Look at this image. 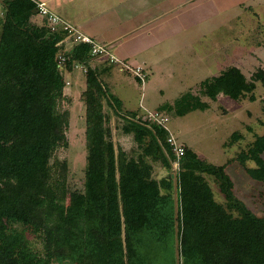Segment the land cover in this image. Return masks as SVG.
Wrapping results in <instances>:
<instances>
[{"label": "trees", "instance_id": "trees-1", "mask_svg": "<svg viewBox=\"0 0 264 264\" xmlns=\"http://www.w3.org/2000/svg\"><path fill=\"white\" fill-rule=\"evenodd\" d=\"M0 6V264H264V218L237 199L226 164H209L182 145L177 159L165 128L121 110L86 45L61 51L65 35L50 33L45 19L32 20L37 15L31 0H0ZM76 64L87 66L81 94L87 156L82 191L67 194L64 181L53 180L50 161L68 145L69 113L59 112L58 104L63 76ZM258 81L264 86L262 70L247 80L231 66L202 81L199 92L211 101L249 95L253 102ZM103 101L123 120L122 132L132 137L137 156L115 149ZM207 107L188 91L162 110L182 117ZM263 155L264 133L237 157L255 182L264 183ZM247 161L254 168L245 167ZM157 162L172 174L156 180ZM25 231L40 237L45 258L27 249Z\"/></svg>", "mask_w": 264, "mask_h": 264}, {"label": "rangeland", "instance_id": "rangeland-1", "mask_svg": "<svg viewBox=\"0 0 264 264\" xmlns=\"http://www.w3.org/2000/svg\"><path fill=\"white\" fill-rule=\"evenodd\" d=\"M182 19L187 24L189 20L192 21L193 26L188 30L191 33L189 37L191 41H196L197 37L201 40L203 51L200 54L203 62L209 63V68L200 69L193 58L194 54L199 53V47L195 48L197 43L187 44L181 49L172 48L167 59L147 69L145 74L148 79L143 84L129 70L121 71L118 66L109 65L106 61L98 60L106 68L94 67L108 93L122 102L123 112H136L141 118L147 111L165 112L169 119L168 129L177 144L187 145L209 164H226L225 171L233 181L237 199L257 217L264 218V183L250 179L237 160L238 155L247 150L255 137L264 133V113L261 111L264 86L259 81L255 83V101L252 102L248 99L249 95L239 101L219 95L215 101H211L200 95L199 85H192L196 78L206 80L216 77L231 66L238 68L247 80L258 70L264 72V0H196L193 7L183 13ZM2 21L3 9L0 6V30ZM186 35L184 33L182 36ZM84 66L74 68L70 76H63L64 99L58 104V111L69 113L66 131L68 145L57 148L50 161L53 180L64 181L67 194L82 191L85 177L87 146L85 108L81 97L83 78L87 71V66ZM108 67L116 68L121 74H129L131 78L125 77V81L119 79L116 84H108L101 75ZM202 71V77H198ZM170 73L173 76L171 79ZM192 87V93L208 105L206 110H195L182 117L177 116L174 110H162L164 105L172 104ZM103 111L115 149L120 148L128 156H137L140 150L132 137L122 132L123 120L105 101ZM234 135L238 137L234 138ZM262 158L264 160V155ZM245 165L254 168L252 161H247ZM152 166V175L156 180L172 174L159 162L152 163ZM206 180L216 200L223 203V196L213 179L206 176ZM13 228L22 231L18 225ZM22 237L31 253L45 258L39 236L25 231ZM49 264L67 263L52 259ZM158 264L164 263L158 261Z\"/></svg>", "mask_w": 264, "mask_h": 264}, {"label": "crops", "instance_id": "crops-1", "mask_svg": "<svg viewBox=\"0 0 264 264\" xmlns=\"http://www.w3.org/2000/svg\"><path fill=\"white\" fill-rule=\"evenodd\" d=\"M31 1L44 3L51 12L77 27L82 33L100 43L110 45L112 52L119 59L132 67L140 68L144 74L147 69H152L158 62L167 59L172 48L181 49L190 43L198 44L195 48L199 47V53L194 54L193 50L191 53L194 54L193 58L198 62L199 68H209V63L203 62L200 54L203 51L201 40L197 37L196 41H191L189 37L191 33H188V30L193 26L192 21L189 20L187 24L182 19L183 13L191 9L196 0ZM36 15L32 20L41 24L44 18L38 13ZM184 33H187L185 37L182 36ZM63 46L65 52L72 49L67 41ZM95 63L92 62L99 69L106 68L98 61ZM202 74L203 71L198 77H202ZM101 75L112 85L119 79L125 81L126 78H131V75L121 74L114 67H108ZM146 76L147 80L148 75ZM169 76V79L173 77L171 73ZM202 81L204 80L196 78L192 85L198 86ZM192 89L193 87L188 91ZM120 103L122 104L121 101Z\"/></svg>", "mask_w": 264, "mask_h": 264}, {"label": "built area", "instance_id": "built-area-1", "mask_svg": "<svg viewBox=\"0 0 264 264\" xmlns=\"http://www.w3.org/2000/svg\"><path fill=\"white\" fill-rule=\"evenodd\" d=\"M36 4V11L37 13L46 20L47 28L50 33H57L62 32L65 37L64 39L58 43V47L61 51H64V43L67 41L73 48L77 45H86L89 48V55L91 57V61H98L101 62L106 61L109 65L118 66L119 69L122 71L123 69H127L134 75V77L140 81L141 84L145 81V74L140 68L132 67L131 65L127 64L125 61L119 59L111 49V46L108 44L100 43L94 38L82 33L77 27L71 25L70 23L66 22L62 18H60L55 13L51 12L44 3H37ZM62 61V60H61ZM84 67V65H76L74 68ZM145 119L150 121L155 125H159L165 128L169 132L168 143L171 145L173 152L177 159H179L183 155V148L182 146L178 145L175 138L171 135L168 129L169 119L164 113L158 111H147L145 113ZM177 166V164H175Z\"/></svg>", "mask_w": 264, "mask_h": 264}, {"label": "water", "instance_id": "water-1", "mask_svg": "<svg viewBox=\"0 0 264 264\" xmlns=\"http://www.w3.org/2000/svg\"><path fill=\"white\" fill-rule=\"evenodd\" d=\"M33 14L36 15L37 14V11L34 10L33 11ZM174 184H175V177H174ZM174 204L176 206V189H175V186H174ZM178 255V251H176V256Z\"/></svg>", "mask_w": 264, "mask_h": 264}]
</instances>
